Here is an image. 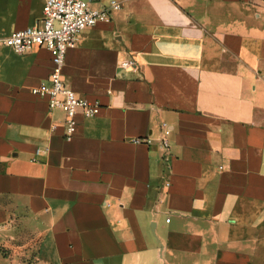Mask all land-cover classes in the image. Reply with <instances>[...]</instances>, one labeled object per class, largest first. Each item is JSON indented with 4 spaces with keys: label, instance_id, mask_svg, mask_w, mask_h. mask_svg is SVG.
I'll list each match as a JSON object with an SVG mask.
<instances>
[{
    "label": "crops",
    "instance_id": "obj_1",
    "mask_svg": "<svg viewBox=\"0 0 264 264\" xmlns=\"http://www.w3.org/2000/svg\"><path fill=\"white\" fill-rule=\"evenodd\" d=\"M118 1L68 51L66 83L101 105L71 139L32 92L50 51L0 48V254L264 264V0ZM44 4L0 0V36L40 22Z\"/></svg>",
    "mask_w": 264,
    "mask_h": 264
},
{
    "label": "built area",
    "instance_id": "obj_2",
    "mask_svg": "<svg viewBox=\"0 0 264 264\" xmlns=\"http://www.w3.org/2000/svg\"><path fill=\"white\" fill-rule=\"evenodd\" d=\"M120 7L118 0H111L102 9L92 8L87 0H45L40 22L0 36V48L9 46L17 53H24L37 46H43L50 51V74L46 80L33 87L32 92L46 98L51 111L61 110L64 113L63 120L53 121L49 129L55 132L62 127L66 139L75 135L81 116L97 115L101 108L99 102L79 95L66 83L63 69L68 51L76 46L83 30L95 26L100 21L111 20L112 11ZM135 64L133 58L120 61L122 67ZM162 127V145L167 148L172 128L166 122H163Z\"/></svg>",
    "mask_w": 264,
    "mask_h": 264
},
{
    "label": "rangeland",
    "instance_id": "obj_3",
    "mask_svg": "<svg viewBox=\"0 0 264 264\" xmlns=\"http://www.w3.org/2000/svg\"><path fill=\"white\" fill-rule=\"evenodd\" d=\"M29 261V264H40L33 259H30ZM0 264H10V261L3 254H0Z\"/></svg>",
    "mask_w": 264,
    "mask_h": 264
}]
</instances>
